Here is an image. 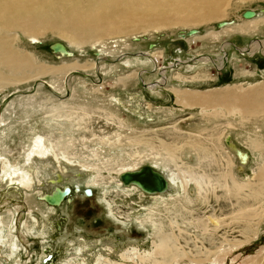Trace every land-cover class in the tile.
I'll use <instances>...</instances> for the list:
<instances>
[{
    "label": "rangeland",
    "instance_id": "1",
    "mask_svg": "<svg viewBox=\"0 0 264 264\" xmlns=\"http://www.w3.org/2000/svg\"><path fill=\"white\" fill-rule=\"evenodd\" d=\"M226 9L222 21L242 22L245 11L264 9V0H232ZM217 22L221 21L212 19L195 26L180 24L156 31L151 29L139 33L138 37L126 35L122 39L127 40L125 45L124 41L117 45L113 42L117 39L110 37L76 46L53 33L41 35L36 43L26 38L21 41L20 47L34 53L41 64L60 65L76 59L79 64H88L97 58L99 64L106 67L97 73L71 74L69 87H65L63 76L45 75L0 89V111L3 113L8 104L14 103L0 127V151L10 161V173L17 166L30 174L35 184L33 190L22 186V194L7 197L12 189L0 178V214L4 219L0 222V264H77L81 260L76 251L79 243L70 245V241L77 240L78 236L95 241V252L113 239L116 243L115 256L103 250L100 252L103 256L99 253L93 258L87 252L90 263L96 258L100 262L107 261L106 258L114 260L118 251H129L132 242L140 244L143 251L151 252L154 241L160 244L162 235L172 236L173 232L180 236L179 245L192 257L202 254L205 257L201 252L208 249L216 251L225 237L232 241L245 239L241 232L243 222L231 223L232 217L240 216L238 212L248 202L253 209L263 208L264 199L261 194L258 196V191L256 195L248 187L236 191L232 175L239 181H251L258 189V172L264 167V147H257L264 144V111L249 116L234 107L230 113L215 117L214 111L219 107H211L214 103L209 108L201 103L181 110L174 92L176 88L177 92L191 90L216 95L232 90L241 95L252 88H264V52L260 53V48L255 53L251 49L239 50L255 41L264 46V24L254 33L223 32L214 39L210 32L218 31ZM190 29H196L199 34L185 36ZM55 42L64 43L73 54L65 56L56 52ZM111 46L123 51L109 52ZM156 50L165 56L158 66H162L161 72L168 78L162 86L156 82L164 76L159 74L150 56L151 51ZM204 55L210 59L200 58ZM128 57L132 62L125 64ZM177 63V68L172 66ZM178 74L183 75L182 82L174 78ZM37 79L54 82L58 91L45 84L39 87L38 84L34 91ZM151 86L156 89L151 90ZM16 88L19 92L34 91L35 101L21 105L22 94L12 95ZM53 92H58L62 98ZM5 98L9 100L4 102ZM53 103L62 104V110L69 113L61 115L68 117H53L50 109ZM71 109L74 114L70 113ZM139 134L142 143H134L132 137ZM226 134H230L238 149L248 154L245 166L226 144ZM35 135L47 138L46 143L54 145L59 157L64 155L70 160L55 161L52 155L28 157L26 152ZM119 136L121 143L117 141ZM101 137L105 140L108 137L110 143L117 144L103 143ZM188 138L207 145L206 150L184 146V150L177 153L179 159L175 160L161 145L162 142L181 143ZM255 141L259 142L257 146ZM97 152L100 154L96 156ZM156 162L168 172H178L180 167L184 170L192 165L197 174H204L203 187L199 189L195 182L189 181L185 194L172 192V196L169 193L158 198L145 195L138 187L123 188L118 183L122 169L152 166ZM57 164L61 167L56 173L53 170ZM223 173L229 175L223 178ZM57 175L62 177L60 182ZM66 185H70V190L61 199V205L54 209L38 194ZM89 186L94 190L91 197L84 193L91 188ZM215 218L225 221H221L224 225L215 229L216 232L212 226ZM47 222H50V230L45 229ZM207 225L208 232L204 231ZM262 246L264 219L259 225L258 237L233 249L224 263L204 264H239L235 256L241 257L239 259L256 256ZM149 253L145 254L147 258Z\"/></svg>",
    "mask_w": 264,
    "mask_h": 264
},
{
    "label": "bare ground",
    "instance_id": "2",
    "mask_svg": "<svg viewBox=\"0 0 264 264\" xmlns=\"http://www.w3.org/2000/svg\"><path fill=\"white\" fill-rule=\"evenodd\" d=\"M231 1L232 0H0V89L2 87H8V85H15V83L18 84L26 80H31L33 78H41L45 75H52L53 77L63 76L65 87H69L68 84L71 78V74L75 72L89 73L93 71L97 73L98 71L103 69V66H105L99 64L100 59L97 58L88 64H79L76 61L77 59L75 61L63 62L60 65L48 66L46 64H41L38 57L34 53H29L28 51H25L20 47V43L24 38L30 39L31 43H36L38 42L41 35L53 33L68 40L71 44L81 46L88 41L94 44V42L97 43L98 41H100V38L102 39L114 37L117 40L113 42H115L117 45L121 44L122 41L125 42L122 43L123 45H125L127 40L122 39L125 38L126 35L138 37L139 33L148 32L151 29L156 31L162 28H169L174 25L180 24L195 26L199 23H205L206 21L212 19H218L221 21L217 22V28L219 27L218 31L210 32L212 38L214 39H218V37H220L223 32H240L246 34L254 33L258 29V26L260 24H264V9L259 11L247 10L248 15H242V17L245 19L242 22H237V20L228 22L222 21L227 12L226 7ZM191 30L196 29L188 30L185 36L187 35L188 37H191L195 35L196 37V35L199 34L197 30L195 32L189 33V31ZM252 45H255V47ZM249 46V49H251L252 53L258 51L259 48L261 50L260 53L264 52V46L260 45L259 42L255 41V43L249 44ZM111 48L112 49L109 52L112 53L123 51L119 47L118 49L117 47L113 49V47L111 46ZM53 49L65 56H71L73 54L72 51L69 50V48L62 42H55ZM244 51L245 48L242 49L241 52ZM99 55L102 54L99 53ZM150 56L152 57L153 62L157 67L159 66L160 62L165 59L164 54L157 50L151 51ZM200 58L210 59L208 55H204L202 57L200 56ZM200 58L198 60H200ZM214 60L215 59L213 58L212 63H214ZM130 62H132V59L129 57L124 61L125 64ZM180 62H182V60ZM178 63L172 66L177 68L179 66ZM161 67L162 66L158 67L157 71L160 70L159 74L161 76H164V78L163 80L156 82L159 83V86H162L164 84V81L166 83V80H168V78H166V75L164 74V71L163 73L161 72ZM205 76H207V73H205ZM174 78L182 82L183 75L178 74ZM39 80L40 82H38ZM43 84H45L50 89L53 88L54 91H58V88L56 87L54 82L51 83L47 80L42 79L36 80V86H34L33 88L34 91ZM155 87L156 86H151L150 89L155 90ZM174 89V92L176 93V102L182 106L181 110L192 108L193 106L197 105L200 106L201 103H205L206 105H204V107L209 108L208 106L214 103L213 105H211V107H219V109L214 111L215 117H220L221 115L230 113L234 107L241 108V113L243 115L245 114L249 116H255L259 113V111H264V88L261 87L252 88L253 90H250L247 93L241 95H237L232 90H226L224 91V93L215 95L213 93L206 94L204 92H191V90H182L177 92L178 89ZM34 91L19 92V89L16 88L14 94L12 95L14 96L22 94L23 97H20L21 100L19 101L21 105L23 103L25 104V101L33 103L35 101ZM53 93L59 98H62L61 95L57 94L58 92ZM7 100H9V98H6L4 102ZM50 100L51 102L52 100L54 102L53 98H51ZM115 101L118 102V99H115ZM38 103L40 102L38 101ZM54 103L52 106H50V109L53 111L52 116L56 118L68 117L67 115H61L62 113L65 114L68 112L62 110L64 106L61 107L62 104L58 105ZM13 104L14 103H12L11 105L8 104L3 113L0 111V127L7 120L6 112ZM69 111L70 113L74 114V109H71ZM229 125H232L230 121ZM225 137H228L225 141L226 144H228L232 152L234 151L233 153L236 154L239 162H242V164L245 166L247 163L246 161L248 159V154L243 152L241 149H238L237 145L233 142L230 134H226ZM46 139L47 138H45L44 136L35 135V138L32 139V142L29 145V149L26 152L27 156L33 157L34 155H37L41 158H45L47 155H52L55 161L60 162L61 159H66L67 161L70 160V158L64 155L62 157H59L60 154L56 150L54 145L47 144ZM101 141L103 143L109 144L110 138L107 137V140L102 138ZM117 141L121 143L120 136L118 137ZM132 141L137 144L140 142L142 143L143 138L141 137V134H139L137 135V137H132ZM174 143L168 144L166 142H162L161 145H163L164 150L168 152L170 157L175 160L179 159L177 153L182 152L184 150V146H188L187 148L190 149L199 150H206L207 148V145L205 146L197 139L191 140L188 138L181 143ZM258 143L257 141H255L254 145L257 146ZM110 144L115 145L117 143L113 142ZM257 147L263 148L264 144L260 143ZM98 154H100V152H97L96 156ZM10 165L11 164L9 159L3 156L0 151V167L2 168V175H0V178L2 180H6V184L9 186V189H12L10 191L7 190V197H16V195L22 194V186H25L27 189L33 190L35 188V184L32 176L27 172H24L17 166H14L16 167V170L10 173ZM147 166H150L152 169L159 171L164 176V178H166V188L146 190L140 187L136 182H124L123 179L120 178V174L124 171H134L140 169L139 167L134 166H129L128 168H124L121 170V172L119 173L118 183L122 187L124 186L126 188H131L132 186H135L136 188L138 187L143 193H145V195H156L157 197L159 196L162 198H164L166 194L172 192L175 194L183 192L185 194V192L189 190V181L195 182L196 186L199 189L203 187L204 183L202 176H204V174H197L192 165H190L188 169L184 170L182 167H180V170L178 172L174 170H169L168 172L163 169L157 162L152 166ZM60 167L61 165L57 164L56 169L53 171L57 173V170ZM228 175L229 174L226 173L222 176L223 178H226V176ZM57 176L60 177V179L58 178V181L60 182L62 177L60 175ZM257 178L259 180V184L257 183V185H259V187L257 186L258 189L253 187L254 183H252L251 181H239L234 176V174L232 175L234 188L236 191H240V189L248 187L249 190H252L251 192H256V195L258 191V196H260L261 194L262 198L264 199V167L258 172ZM52 181L53 180H51V182ZM154 183L157 182L155 181ZM69 187L70 185H66L64 187L56 186L54 189H50L49 191H45L42 193L39 192L38 194L42 196V200L48 206L54 209L57 205H61V199L65 196L66 193L69 192ZM89 187L91 188L85 189V191L88 190L89 193L87 192V196L91 197L94 190L92 186ZM173 193L170 194V196H172ZM248 203H245V207H242L238 212L240 216L236 214L232 217L231 220V223L240 224L241 222H243L244 228L241 230V232L245 239L232 241L225 237V239H223L222 241V246L220 245L221 247L217 248L218 250L216 249V251H211L210 249H206L207 252H201V254L205 253V257H203V254L202 256H190L188 252L179 245L180 236L178 237L174 234V232L172 236H170L169 234H160V236L162 235L160 237L162 243L156 244V241H154V249L151 252L143 251L140 247V244L132 242V244H130L129 246V251H127L128 249H122L116 253V259L108 260V258H106L107 261L103 260L101 262L96 258L92 263H90L87 252L93 258L94 256L97 257V255L103 250H106L105 253H110L111 255L113 254L115 256L113 252L116 251V243L113 241L114 239L112 241L110 240L111 242L109 241V246L103 245V248H101L97 252L93 251V247L95 246L96 242H91L90 240L85 239L81 236H78V239L76 238L78 241H70V245L79 243L77 244L79 246H76V251L80 253L81 260L78 261L77 264H204L205 262L212 261H215L216 263H224L229 253H231L233 249H237L241 247L242 244L258 237L259 225L264 219V207L253 209V205H249ZM29 211L31 212L32 208L29 209ZM3 221L4 219L0 214V222ZM221 221L223 222V220L220 219L212 221L214 230H217L218 227H222V225H224L223 223H225V221L223 223ZM50 222L46 223L45 229L50 230ZM203 223H201V225ZM204 226L205 225L203 224V227ZM257 226L258 228H256ZM204 231H209L208 225L204 228ZM44 233L47 234V231H45ZM146 252H150V256L148 254L149 258L146 257ZM86 255L88 256V258L86 257ZM239 258L241 257H239L238 255L234 257V259L239 260V264H264V246L260 248V251L256 256H248L242 259Z\"/></svg>",
    "mask_w": 264,
    "mask_h": 264
},
{
    "label": "water",
    "instance_id": "3",
    "mask_svg": "<svg viewBox=\"0 0 264 264\" xmlns=\"http://www.w3.org/2000/svg\"><path fill=\"white\" fill-rule=\"evenodd\" d=\"M243 14L248 15V12L245 11ZM195 31L196 30H191L189 33ZM249 48L250 46L246 45L245 50H249ZM239 50L242 51L240 48ZM120 178L123 179L124 182H136L140 187L146 190L164 189L167 186L166 178H164L159 171L152 169L150 166H143L142 168L134 171H124L120 174ZM155 181L157 183H154ZM87 192L89 193L88 190L85 191L86 194Z\"/></svg>",
    "mask_w": 264,
    "mask_h": 264
}]
</instances>
